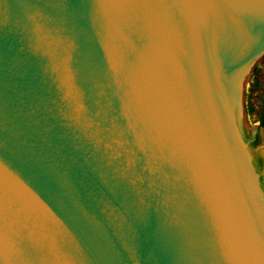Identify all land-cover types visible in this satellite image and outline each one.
Wrapping results in <instances>:
<instances>
[{"label": "water", "instance_id": "95a60500", "mask_svg": "<svg viewBox=\"0 0 264 264\" xmlns=\"http://www.w3.org/2000/svg\"><path fill=\"white\" fill-rule=\"evenodd\" d=\"M263 54L264 0H0V264H264Z\"/></svg>", "mask_w": 264, "mask_h": 264}, {"label": "rangeland", "instance_id": "374dc122", "mask_svg": "<svg viewBox=\"0 0 264 264\" xmlns=\"http://www.w3.org/2000/svg\"><path fill=\"white\" fill-rule=\"evenodd\" d=\"M264 100V54L256 60L253 67L249 70L247 76L242 85V95H241V113L239 114L238 124L241 132L246 139V141L253 140L252 130H255L252 122L249 119L248 106L249 102L252 104H261ZM264 128L259 130L258 144L256 145V150L259 151L262 156L260 165V175L264 182V152L259 149V146H264Z\"/></svg>", "mask_w": 264, "mask_h": 264}, {"label": "crops", "instance_id": "0c3cea01", "mask_svg": "<svg viewBox=\"0 0 264 264\" xmlns=\"http://www.w3.org/2000/svg\"><path fill=\"white\" fill-rule=\"evenodd\" d=\"M263 107H264V100H263L262 105L252 104L251 102H249V106H248L249 119L252 122L253 126H255V130H252V137H254L255 135L259 136V130H263L264 128V109Z\"/></svg>", "mask_w": 264, "mask_h": 264}, {"label": "flooded vegetation", "instance_id": "af4514ba", "mask_svg": "<svg viewBox=\"0 0 264 264\" xmlns=\"http://www.w3.org/2000/svg\"><path fill=\"white\" fill-rule=\"evenodd\" d=\"M263 109H264V107H263ZM257 136V138H255ZM253 140H255V139H257L258 140V135H255L253 138H252ZM253 140H250V141H253ZM250 150H251V153H252V155H253V158H254V163H255V166H256V168H257V171L260 173L261 171H260V163H261V165H262V162H261V159H262V156L260 155V153H259V151L258 150H256V146H254V148L252 149V148H250ZM263 189H264V182H263Z\"/></svg>", "mask_w": 264, "mask_h": 264}, {"label": "trees", "instance_id": "16d2710c", "mask_svg": "<svg viewBox=\"0 0 264 264\" xmlns=\"http://www.w3.org/2000/svg\"><path fill=\"white\" fill-rule=\"evenodd\" d=\"M255 138H257V136H256ZM257 144H258V140H257V139H255V140L249 142V146H250V148H252V149H253L254 146H256Z\"/></svg>", "mask_w": 264, "mask_h": 264}, {"label": "bare ground", "instance_id": "6f19581e", "mask_svg": "<svg viewBox=\"0 0 264 264\" xmlns=\"http://www.w3.org/2000/svg\"><path fill=\"white\" fill-rule=\"evenodd\" d=\"M234 101H235L236 103H237V101H238L236 96H234Z\"/></svg>", "mask_w": 264, "mask_h": 264}]
</instances>
